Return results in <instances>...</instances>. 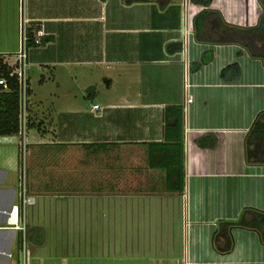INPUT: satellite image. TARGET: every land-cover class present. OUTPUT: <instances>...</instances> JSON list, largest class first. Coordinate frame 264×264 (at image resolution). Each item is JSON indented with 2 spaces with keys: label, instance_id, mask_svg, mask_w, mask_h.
<instances>
[{
  "label": "crops",
  "instance_id": "obj_1",
  "mask_svg": "<svg viewBox=\"0 0 264 264\" xmlns=\"http://www.w3.org/2000/svg\"><path fill=\"white\" fill-rule=\"evenodd\" d=\"M183 3L0 0L4 64L23 20L46 32L28 52L26 130L0 135V264H264V163L247 161L264 59L246 45L264 52V30L231 31L264 8L190 0L184 58Z\"/></svg>",
  "mask_w": 264,
  "mask_h": 264
},
{
  "label": "trees",
  "instance_id": "obj_2",
  "mask_svg": "<svg viewBox=\"0 0 264 264\" xmlns=\"http://www.w3.org/2000/svg\"><path fill=\"white\" fill-rule=\"evenodd\" d=\"M136 0H129L133 2ZM194 3L209 7L213 0H192ZM264 8V0H259ZM206 13L202 12L194 21L196 35L198 39H202V25L205 24ZM264 30V14L261 18L260 25L257 28L249 29H235L231 31L240 35V39L254 38L256 34ZM250 48L251 54L254 57H262L264 59V52L256 51L252 44L246 43ZM234 68V66H230ZM229 67V68H230ZM236 72L234 76L238 75V67L235 66ZM12 68L0 61V76L6 77L8 81V89L4 90L0 87V135H8L18 133L20 130V95L18 82L15 77H10ZM227 69L223 71L226 76ZM180 119L177 117L176 120ZM247 161L249 163H264V113H262L254 124L253 129L247 137ZM242 221V220H241ZM229 224L226 223L221 227L219 238L224 237L230 244V237L228 233Z\"/></svg>",
  "mask_w": 264,
  "mask_h": 264
},
{
  "label": "built area",
  "instance_id": "obj_3",
  "mask_svg": "<svg viewBox=\"0 0 264 264\" xmlns=\"http://www.w3.org/2000/svg\"><path fill=\"white\" fill-rule=\"evenodd\" d=\"M184 18H183V56L186 58V49L188 47L189 38L193 31L192 17L190 13V0H184ZM46 32L42 26L31 33L27 26V19L23 20L20 25V47L17 52V60L11 65L10 77H15L18 82L19 95H20V132H25L27 125V96H28V83H29V70L30 62L28 58L29 49L32 46L41 45L43 37ZM0 87L4 90L8 89V81L6 77L0 76ZM192 97L187 93L186 103H191ZM94 109L102 110L100 105H94ZM28 201V199H24ZM18 209V206L15 207ZM18 222V218H17ZM21 227V226H18ZM24 228V227H21ZM29 252H25L23 262L21 264H29Z\"/></svg>",
  "mask_w": 264,
  "mask_h": 264
},
{
  "label": "rangeland",
  "instance_id": "obj_4",
  "mask_svg": "<svg viewBox=\"0 0 264 264\" xmlns=\"http://www.w3.org/2000/svg\"><path fill=\"white\" fill-rule=\"evenodd\" d=\"M35 72V71H34ZM33 80H32V86H33V89H34V91L35 92H37V95L38 96H40V97H42L44 94H46V90L40 85V82H39V79H40V77H36V75H35V73H34V76H33ZM51 83H48V85H50ZM45 87V86H44ZM86 96H87V94H86ZM50 104V103H49ZM27 125H28V121H27ZM97 232H99V231H97ZM100 232H104V231H100ZM101 234V233H100ZM102 235V234H101ZM97 238V239H96ZM77 240H78V238H77ZM95 241H99V243H105V242H107L108 243V237H106V236H94V237H92V238H89V239H87V246L88 245H90L89 244V242H92V243H94Z\"/></svg>",
  "mask_w": 264,
  "mask_h": 264
},
{
  "label": "water",
  "instance_id": "obj_5",
  "mask_svg": "<svg viewBox=\"0 0 264 264\" xmlns=\"http://www.w3.org/2000/svg\"><path fill=\"white\" fill-rule=\"evenodd\" d=\"M94 89V86H90L87 90V92H91Z\"/></svg>",
  "mask_w": 264,
  "mask_h": 264
}]
</instances>
